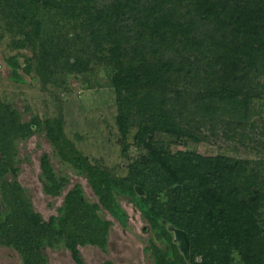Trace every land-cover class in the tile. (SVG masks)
I'll return each mask as SVG.
<instances>
[{
  "label": "trees",
  "instance_id": "obj_1",
  "mask_svg": "<svg viewBox=\"0 0 264 264\" xmlns=\"http://www.w3.org/2000/svg\"><path fill=\"white\" fill-rule=\"evenodd\" d=\"M63 9L68 17L86 22L87 29L75 35L84 45L71 47L65 35L42 38L38 58L45 83L56 81L61 64L75 74L89 68L92 60L85 63L80 51L105 58L113 74L116 125L124 147L137 129L133 146L147 149L148 158L134 162L127 176L118 178L88 160L68 157L62 123L48 122V139L63 151L64 160L87 172L100 204L86 205L76 190L62 216L47 222L16 183L6 182L15 171V142L32 136L39 123L21 124L19 116H11L14 112H0L1 202L8 206L6 213L0 212V244L18 251L24 264H46V248L64 243L75 262L85 264L80 249L105 250L112 226L97 215L98 207L127 224L129 216L116 200L124 196L167 236L166 242L171 243L169 225L187 235L190 260L177 252L173 262L162 254L160 264H236L237 258L243 264H264V192L255 191L264 175L250 179L248 168L229 158L172 155L155 140L156 135H181L177 125L190 113V120L197 117L200 124L219 115L247 116L253 79L264 75V0H116L101 8L73 0L72 8ZM34 35L39 37V31L29 37ZM44 166L53 186L49 193L57 197L61 186L47 161Z\"/></svg>",
  "mask_w": 264,
  "mask_h": 264
},
{
  "label": "rangeland",
  "instance_id": "obj_2",
  "mask_svg": "<svg viewBox=\"0 0 264 264\" xmlns=\"http://www.w3.org/2000/svg\"><path fill=\"white\" fill-rule=\"evenodd\" d=\"M115 1L83 0L84 4L97 8L113 5ZM72 5L73 0H0V112L9 115L14 112L11 116H19L21 124L39 123L32 136L15 142V171L9 172L6 182L16 183L32 204L34 212L47 222L52 217L62 216L61 210L68 196L76 190L80 191L86 205L100 204L88 182L87 172L64 160L63 151L48 139V122L52 125L62 123L64 138L68 140L62 148L68 157L88 160L118 178L127 176L131 164L148 158L147 149L133 146L137 129H133L128 137L129 147H124L116 125L118 109L111 83L113 74L103 63L105 58H89L86 52L80 51L85 63L92 60L84 72L70 73L69 68H63L61 64L56 67V81L53 83H45L40 74L38 47L42 38L65 35L71 47L76 46L78 50L84 45L75 35L87 29L86 22L68 17L63 9L66 6L72 8ZM35 29L39 31V37H29ZM19 41L23 43L22 47H16ZM191 60L194 62L193 58ZM253 80L256 86L247 116L243 114L240 117L241 113H236L234 118L219 115L212 122L207 120L200 124L197 117L190 120V113L177 125L181 135H156V142L172 155L191 152L205 158L241 161L248 168L247 176L252 179L256 175L258 180L259 172L264 175V75ZM179 84L185 87V83ZM195 98L193 93L192 103ZM44 161L49 163V171L61 186L57 197L49 193L53 186L46 175ZM253 170L257 174L252 173ZM259 176V188L256 187L255 191L260 189L264 192V183H261L264 179ZM4 182L0 180L2 215L8 207L1 202ZM116 200L128 214V223L119 222L104 208L98 207L97 215L112 223L108 243L105 250L95 246L81 248L84 263L160 264L161 255L169 246L167 236L154 229L126 197L117 196ZM262 212L264 216V209ZM43 256L46 264H77L64 243L54 248L47 247ZM235 263L243 264L239 258ZM0 264H24V260L14 248L0 244Z\"/></svg>",
  "mask_w": 264,
  "mask_h": 264
},
{
  "label": "water",
  "instance_id": "obj_3",
  "mask_svg": "<svg viewBox=\"0 0 264 264\" xmlns=\"http://www.w3.org/2000/svg\"><path fill=\"white\" fill-rule=\"evenodd\" d=\"M143 161L146 162L147 159L146 160H143ZM136 192L138 193L139 196H145V193L140 188H137L136 189ZM169 232L172 233V234H174L175 239H176V242L179 243V248L181 250V253L185 257V259L187 261H189V257H190V247L191 246H190V241H189L187 235L184 232H182L180 230H177L173 226H170L169 227Z\"/></svg>",
  "mask_w": 264,
  "mask_h": 264
},
{
  "label": "flooded vegetation",
  "instance_id": "obj_4",
  "mask_svg": "<svg viewBox=\"0 0 264 264\" xmlns=\"http://www.w3.org/2000/svg\"><path fill=\"white\" fill-rule=\"evenodd\" d=\"M35 130V129H34ZM133 205V204H132ZM134 207V206H133ZM135 208V207H134ZM136 209V208H135ZM137 210V209H136ZM138 212H140L139 210H137ZM141 213V212H140ZM149 223V222H148ZM172 226V225H169L167 226L168 227V230H169V227ZM171 249V250H170ZM170 250V251H169ZM177 252L179 255H182L183 254L181 253V250L179 248V243L176 242V239H175V236L173 234V236L171 235V243H169V246L166 248L165 250V255H167L168 257V261L169 262H173L175 261V259H177ZM184 257V256H183ZM185 258V257H184ZM190 260V259H189Z\"/></svg>",
  "mask_w": 264,
  "mask_h": 264
}]
</instances>
